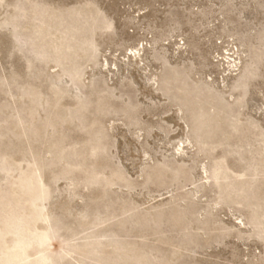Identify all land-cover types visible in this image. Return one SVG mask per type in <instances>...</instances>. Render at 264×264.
I'll return each mask as SVG.
<instances>
[{"label": "rangeland", "instance_id": "obj_1", "mask_svg": "<svg viewBox=\"0 0 264 264\" xmlns=\"http://www.w3.org/2000/svg\"><path fill=\"white\" fill-rule=\"evenodd\" d=\"M0 264H264V0H0Z\"/></svg>", "mask_w": 264, "mask_h": 264}, {"label": "bare ground", "instance_id": "obj_2", "mask_svg": "<svg viewBox=\"0 0 264 264\" xmlns=\"http://www.w3.org/2000/svg\"><path fill=\"white\" fill-rule=\"evenodd\" d=\"M78 11V10H77ZM19 13V12H18ZM30 17V16H29ZM31 18V17H30ZM68 20V19H67ZM39 29V28H37ZM72 35V34H71ZM75 35V34H74ZM16 38V37H15ZM18 39V38H17ZM18 41V40H17ZM30 44V43H29ZM44 54V53H43ZM56 56V55H55ZM68 74V73H67ZM64 75V74H63ZM71 75V74H70ZM72 76V75H71ZM74 76V75H73ZM75 78V77H74ZM196 124H199V123H196ZM221 185V184H220ZM218 189V188H217ZM152 257V256H151Z\"/></svg>", "mask_w": 264, "mask_h": 264}]
</instances>
